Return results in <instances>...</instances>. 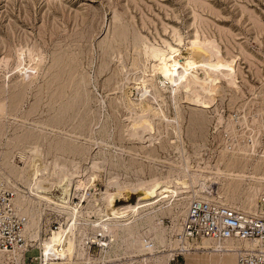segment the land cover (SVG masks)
I'll use <instances>...</instances> for the list:
<instances>
[{
    "label": "rangeland",
    "instance_id": "rangeland-1",
    "mask_svg": "<svg viewBox=\"0 0 264 264\" xmlns=\"http://www.w3.org/2000/svg\"><path fill=\"white\" fill-rule=\"evenodd\" d=\"M196 41L223 70L213 83L192 73L208 106L170 86L160 60L172 48L183 60ZM146 96L163 119L143 141L132 125ZM0 171L26 236L24 248L0 251V264H47L40 245L70 208L44 196L80 211L68 264H206V252L178 255L192 196L261 212L264 0H0ZM66 172L75 188L64 191ZM157 178L177 192L126 191L114 204L136 210L112 216V182ZM106 223L114 241L103 250L94 237Z\"/></svg>",
    "mask_w": 264,
    "mask_h": 264
},
{
    "label": "bare ground",
    "instance_id": "bare-ground-1",
    "mask_svg": "<svg viewBox=\"0 0 264 264\" xmlns=\"http://www.w3.org/2000/svg\"><path fill=\"white\" fill-rule=\"evenodd\" d=\"M199 41L198 42L197 41L192 42V44L188 50V55L183 60H181L182 53L179 52V54H176V53H178V51L176 49H173V48H172L171 53L166 54V55H161L160 60L163 63V71H164L163 74L165 75V78L168 81V84L169 85L171 84L170 86L174 87L178 91H179V89H184V91L188 92L189 94L191 93L189 95V97H190V99L192 98V100H194L193 102H196V103L200 104L201 106H208V102L210 101V99H206V96H204V94L202 95L200 93L199 89L197 90L196 89L197 87L195 88L191 84L192 73L194 74L195 71H198V69H201L202 71H204L206 73L208 80H209L208 82L213 83V82H216L218 80L217 77L219 76V74H221L223 72V70L220 68L221 65L215 61L217 59L215 58L214 54L211 53L212 51H210L209 48H208L209 49L208 50L207 48L203 47L199 43ZM205 45H206V43H205ZM154 66H157V65L154 64ZM156 68H158V67H156ZM165 85H167V84H165ZM200 90H202L201 92H203V91L208 92L209 91L210 94L212 91V90L210 91L208 89V86L206 87L205 85H202V89L200 86ZM141 93H142V91H141ZM210 94H209V98L211 96ZM142 97H144V96L142 95ZM214 97L215 96H213V98ZM149 100L150 99H148V97L146 99H144L145 103H143L142 113L135 115V117H134V122H135L134 124L135 125L134 124L132 125V123H133V122L131 123L132 120L130 121V124L133 127V131H132L133 135L132 136L135 135V136H137L135 138H137V139L141 138V140H143V141H144V139H142V136L144 134H149L150 132L152 133L151 130L154 129L153 118H158L159 120L163 119L160 116V112L156 111V110H159V108H157V109H156V107L154 108V106L152 105V102H150ZM164 118H167V117H164ZM156 121H157V119L155 120V123H156ZM167 122H170V119H168ZM160 123H161V121H160ZM58 168L59 167H57L56 170H58ZM56 170L54 169V171H56ZM222 173L227 177H229L231 175L230 172H226V171L225 172L222 171ZM0 175L4 179V181L11 184L10 180H8V178L1 171H0ZM69 175L71 176L70 173H69ZM236 178L237 179L238 178L243 179L242 176H237ZM236 178H233V179L235 180ZM74 179H75V177H74ZM58 180H61V183H62V181L65 182V184H63V183H62L63 185L61 184L62 187L65 185L64 191L66 189H69L70 187H72V188L74 187V184L72 183L73 179H71L67 175V172L64 174L62 173V175L59 176ZM90 181H91V179L88 178L87 181H83V182L89 183ZM171 182L172 181H170L168 183H171ZM86 183H85V185H86ZM109 186H115L117 189V190L115 189L116 192H114V193H109V190H108V193H107L108 195L106 196L109 199V205L111 206L110 208L113 210L112 216H115V217L124 216V215L130 213L131 211L136 210V205L138 204V202L135 204H133V203L128 204L126 206H121V204H116V205L114 204V201L116 199L120 200V199L125 197L126 191L130 190V192L137 193L138 197H139V193H142L141 194L142 197L139 200H148L154 196L157 197V196H159V194H163V193H170L171 194V193L177 192L176 190L173 189L174 184H172V183H171V185H169L167 187L168 190L164 191V188H165L164 182H162L158 178L154 179L152 181L142 182V183H138V184H128L127 183L126 185H121L120 182L114 181ZM194 196H192V197H194ZM44 198H46L48 201L58 205L61 209L70 208V210H67L68 215L66 216L67 218L64 221V223L59 227L58 230H56L52 233L51 237H49L48 239L43 241L40 245V246H43L42 248H43L44 262H46L47 264H49V263L62 264V262L58 263L56 261L63 260L64 264H68V260L70 258L68 257L67 254L64 253V250H65L67 243H73L74 242V230L78 224V217L80 216V211L77 208L71 206V203L69 201H67V199L65 197H61L60 199L59 198L55 199V198H51L48 196H44ZM199 199H203V198H199ZM204 200H207V199H204ZM13 202H14V198H13ZM214 202H216V201H214ZM107 203H108V201H107ZM220 205H224V204H220ZM14 210L17 213L16 207ZM186 213H187V210H186ZM186 213H185V217H186ZM185 217H184V219H185ZM103 226L106 229V230H104L105 232L102 233L100 237L98 235L95 236L94 241L98 242L100 247L103 248V250H106L109 247L110 243L114 241V240H112V234H111V230H113V228L109 225V223H106ZM23 227H24V224L21 228V236L26 237L24 234ZM180 232H181V229L179 230L178 233H180ZM176 242H177V245L179 243V247H180L178 254L181 253L183 255L185 252H186L185 254H192L191 252H193V251L206 252L210 256L215 255V256L219 257L218 261H216V264H223L221 261V258L224 255H230V254H232L231 252L236 254L235 250H237L238 248L250 246V244H248L247 242H237L238 245L234 246L235 248L232 249L229 247L230 246L229 244L231 241H228V240H226L223 243H219V244L218 243H211V242H208L207 240L196 241V242L191 243V242H187L186 240L185 241L182 240V242H181V240L178 239V237L176 238ZM191 244L194 245V247H196V248H191L190 247ZM203 246H204V248H202ZM208 246L210 248H207ZM22 248H24V245L17 246L11 250H5V252L13 251V250H17V249H22ZM180 250H182V251H180ZM168 261L170 262L169 259H168ZM167 264H168V262H167Z\"/></svg>",
    "mask_w": 264,
    "mask_h": 264
},
{
    "label": "built area",
    "instance_id": "built-area-1",
    "mask_svg": "<svg viewBox=\"0 0 264 264\" xmlns=\"http://www.w3.org/2000/svg\"><path fill=\"white\" fill-rule=\"evenodd\" d=\"M6 190L0 176V251L14 249L24 240L21 236L23 221L14 210L13 194L8 197ZM259 209L260 213L253 214L193 197L181 232L176 236L181 242L191 243L202 240L218 244L226 240L247 242L250 246L235 250L236 264H264V196Z\"/></svg>",
    "mask_w": 264,
    "mask_h": 264
},
{
    "label": "crops",
    "instance_id": "crops-1",
    "mask_svg": "<svg viewBox=\"0 0 264 264\" xmlns=\"http://www.w3.org/2000/svg\"><path fill=\"white\" fill-rule=\"evenodd\" d=\"M229 245H230L229 246L230 248L234 249L235 248L234 246L238 245V243L237 242H230ZM180 256L183 258V256H185V254H183V255L180 254ZM187 258H189V256H187ZM207 258H208V261L206 262V264H213L212 262H210L209 255H207ZM183 261H184V258H183ZM224 262L229 263V264H236V255H235V257L225 258Z\"/></svg>",
    "mask_w": 264,
    "mask_h": 264
}]
</instances>
